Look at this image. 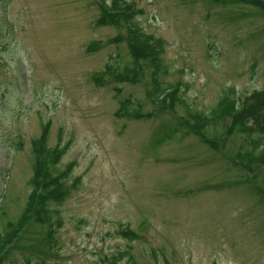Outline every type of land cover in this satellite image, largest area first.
Returning a JSON list of instances; mask_svg holds the SVG:
<instances>
[{"label":"rangeland","instance_id":"obj_1","mask_svg":"<svg viewBox=\"0 0 264 264\" xmlns=\"http://www.w3.org/2000/svg\"><path fill=\"white\" fill-rule=\"evenodd\" d=\"M125 1L165 41L174 110L149 98L126 27L98 23L113 0H0V233L26 206L44 126L68 147L56 173L72 167L51 220L30 222L1 264H264V164L241 166L252 148L216 116L225 95L264 90V0ZM129 98L140 118L118 114ZM194 110L217 149L179 126Z\"/></svg>","mask_w":264,"mask_h":264},{"label":"trees","instance_id":"obj_2","mask_svg":"<svg viewBox=\"0 0 264 264\" xmlns=\"http://www.w3.org/2000/svg\"><path fill=\"white\" fill-rule=\"evenodd\" d=\"M263 7L264 4L259 1ZM133 4L125 0H113L111 4L103 3L102 14L99 18V24H123L126 27V35L131 52L136 60L142 59L149 61L151 66L150 77L152 85L149 91V98L157 104H161L170 110H174L176 102L181 101L178 97L180 88L173 83L164 86L160 79L161 74L167 72V66L163 61V53L165 51V41L161 37H157L150 33H144L134 18L136 16ZM2 44L0 43V47ZM135 66V65H134ZM137 67V66H136ZM111 69V68H109ZM131 74V75H130ZM126 78L131 81H137L138 72L132 65H127L125 69ZM254 94V93H253ZM132 99H125L121 102L119 113H131L136 118H140L139 109H131ZM220 108L216 115L220 119L226 117L231 118L230 131L233 126L239 128L250 144L251 152H246L243 157L241 153L238 155L241 160H237L241 166L250 170L251 162L256 166L264 164V90L258 91L251 97H247L242 103L236 104V100H231L225 95L218 103ZM188 117H180L179 126L187 129L186 133H196L208 143L212 148L217 149L218 139L215 140L208 136L206 127L210 119L199 111H189ZM191 118V119H190ZM179 126H174L167 133L170 137L178 131ZM258 135V137H254ZM49 127L44 126L43 131L32 141L33 154L35 162L33 165V175L30 178L31 192L27 197V203L22 214L15 220L9 221L5 230L0 233V264L4 258V253L12 246L30 222L50 221L53 216L52 203H62L67 195L65 180L68 172L72 169L70 165L65 170L56 173V165L61 160V156L65 154L67 146L59 141L55 146L49 145ZM256 150H260L256 153ZM262 193L264 199V190L257 188ZM117 234L126 237L129 240L135 238V234L131 230H119ZM119 259V258H118ZM114 264H118L116 260Z\"/></svg>","mask_w":264,"mask_h":264}]
</instances>
